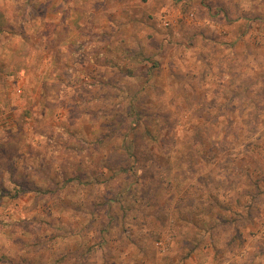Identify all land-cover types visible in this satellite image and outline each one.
Instances as JSON below:
<instances>
[{"label": "clouds", "instance_id": "9594fccd", "mask_svg": "<svg viewBox=\"0 0 264 264\" xmlns=\"http://www.w3.org/2000/svg\"><path fill=\"white\" fill-rule=\"evenodd\" d=\"M0 264H264V0H0Z\"/></svg>", "mask_w": 264, "mask_h": 264}, {"label": "rangeland", "instance_id": "374dc122", "mask_svg": "<svg viewBox=\"0 0 264 264\" xmlns=\"http://www.w3.org/2000/svg\"><path fill=\"white\" fill-rule=\"evenodd\" d=\"M6 151L5 149H3L2 147H0V152H4Z\"/></svg>", "mask_w": 264, "mask_h": 264}]
</instances>
